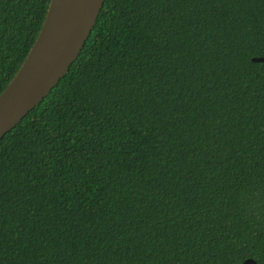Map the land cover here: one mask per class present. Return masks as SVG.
Listing matches in <instances>:
<instances>
[{
	"label": "trees",
	"instance_id": "obj_1",
	"mask_svg": "<svg viewBox=\"0 0 264 264\" xmlns=\"http://www.w3.org/2000/svg\"><path fill=\"white\" fill-rule=\"evenodd\" d=\"M51 0H0V95ZM264 0H106L0 140V264H264Z\"/></svg>",
	"mask_w": 264,
	"mask_h": 264
},
{
	"label": "water",
	"instance_id": "obj_2",
	"mask_svg": "<svg viewBox=\"0 0 264 264\" xmlns=\"http://www.w3.org/2000/svg\"><path fill=\"white\" fill-rule=\"evenodd\" d=\"M106 0H51L39 35L0 95V140L38 107L81 55ZM264 63V57L252 59ZM242 264H257L247 259Z\"/></svg>",
	"mask_w": 264,
	"mask_h": 264
}]
</instances>
